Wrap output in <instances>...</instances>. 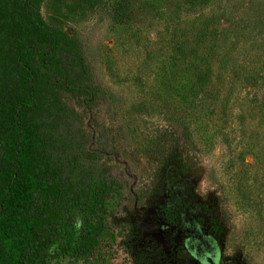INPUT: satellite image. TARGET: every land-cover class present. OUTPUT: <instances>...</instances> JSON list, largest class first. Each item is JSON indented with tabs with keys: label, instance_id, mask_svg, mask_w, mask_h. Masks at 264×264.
<instances>
[{
	"label": "rangeland",
	"instance_id": "obj_1",
	"mask_svg": "<svg viewBox=\"0 0 264 264\" xmlns=\"http://www.w3.org/2000/svg\"><path fill=\"white\" fill-rule=\"evenodd\" d=\"M122 1L45 0L41 9L82 42L109 100L87 111L79 91L63 88L58 106L78 117L83 145L105 136L101 164L131 170L143 193L124 215L126 244L53 264H200L176 238L189 234L190 210L205 214L223 262L264 264V0H129L120 17ZM207 17L222 18L206 42L217 55L210 84L195 92L183 73L195 58L175 51ZM169 210L180 219L169 221Z\"/></svg>",
	"mask_w": 264,
	"mask_h": 264
},
{
	"label": "trees",
	"instance_id": "obj_2",
	"mask_svg": "<svg viewBox=\"0 0 264 264\" xmlns=\"http://www.w3.org/2000/svg\"><path fill=\"white\" fill-rule=\"evenodd\" d=\"M44 2L0 0V264H53L126 244L124 215L143 197L131 170L101 164L105 136L83 145L78 117L58 106L63 88L79 91L87 111L109 100L82 42L44 17ZM129 5L114 12L124 17ZM221 19L207 17L192 44L175 51L181 62L195 58L183 72L195 92L214 73L217 54L206 42ZM167 219L178 221V212Z\"/></svg>",
	"mask_w": 264,
	"mask_h": 264
},
{
	"label": "water",
	"instance_id": "obj_3",
	"mask_svg": "<svg viewBox=\"0 0 264 264\" xmlns=\"http://www.w3.org/2000/svg\"><path fill=\"white\" fill-rule=\"evenodd\" d=\"M206 242H208V244H206ZM184 243L190 254L199 259L202 264H222L221 247L220 244H218V240H216L215 236H211V238L209 237L208 240H205L204 235L199 233L195 238H186ZM194 246L197 248L199 247V249L206 248L205 250L208 251H206L204 256L199 255V253H197V251L194 249Z\"/></svg>",
	"mask_w": 264,
	"mask_h": 264
},
{
	"label": "flooded vegetation",
	"instance_id": "obj_4",
	"mask_svg": "<svg viewBox=\"0 0 264 264\" xmlns=\"http://www.w3.org/2000/svg\"><path fill=\"white\" fill-rule=\"evenodd\" d=\"M176 188H177V190L179 192L180 202H182V200H184L183 191L178 186ZM178 214H179V212H178ZM205 217H206L205 214H202V213L196 214L194 212H191V210L187 213V218H188V221H189V224H190V232L185 237H182V236H177L176 237L177 240H179V241H181L183 243V245H184V247H185L186 250H187V248H186V245L184 243V241H185L186 238H189V237H192V238L194 237L195 238L196 235H198L199 233H201L202 235H204L205 240H208L209 237L211 238V236H215L213 233H210L209 231H207L205 229V222H206V218ZM179 219H180V216H179ZM216 240H217V238H216ZM206 244H208V242H206ZM218 244H219V242H218ZM194 249L197 251V253H199V255H202V256H204L206 254V251H208V250H205L206 248H204V249L200 248L199 249V247L197 248L195 246H194ZM189 254H190V252H189ZM192 257L194 259H196L200 264H202L199 261V259H197L194 256H192ZM221 262H222V264H233V263L223 262V260H222V250H221Z\"/></svg>",
	"mask_w": 264,
	"mask_h": 264
},
{
	"label": "clouds",
	"instance_id": "obj_5",
	"mask_svg": "<svg viewBox=\"0 0 264 264\" xmlns=\"http://www.w3.org/2000/svg\"><path fill=\"white\" fill-rule=\"evenodd\" d=\"M79 227H80V224H79V223H77V224H76V228H77V229H79Z\"/></svg>",
	"mask_w": 264,
	"mask_h": 264
}]
</instances>
